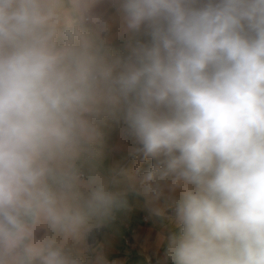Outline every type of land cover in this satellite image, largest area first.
<instances>
[{
    "label": "clouds",
    "instance_id": "1",
    "mask_svg": "<svg viewBox=\"0 0 264 264\" xmlns=\"http://www.w3.org/2000/svg\"><path fill=\"white\" fill-rule=\"evenodd\" d=\"M128 191L174 208L165 264H264V0H0V264H83Z\"/></svg>",
    "mask_w": 264,
    "mask_h": 264
},
{
    "label": "crops",
    "instance_id": "2",
    "mask_svg": "<svg viewBox=\"0 0 264 264\" xmlns=\"http://www.w3.org/2000/svg\"><path fill=\"white\" fill-rule=\"evenodd\" d=\"M107 16L113 20V35L118 29V13L111 4ZM147 42L149 37L138 33L133 40ZM127 37H115L111 46L118 54L127 53ZM126 125L121 121H109L105 127L103 164L113 170L112 174L123 180L128 176H140L150 170L151 159L144 161L134 149L139 147L135 139L127 135ZM126 185L115 186L123 190ZM126 205L116 209L112 216L95 227L87 236L85 244L75 253L83 264H165L168 238L179 233L173 224L174 208L164 215L155 216L147 208L143 195L128 191Z\"/></svg>",
    "mask_w": 264,
    "mask_h": 264
}]
</instances>
